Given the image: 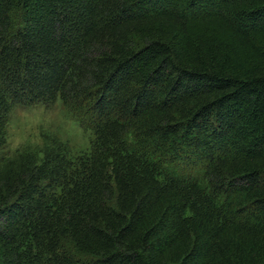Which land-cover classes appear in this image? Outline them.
Here are the masks:
<instances>
[{"label": "trees", "instance_id": "trees-1", "mask_svg": "<svg viewBox=\"0 0 264 264\" xmlns=\"http://www.w3.org/2000/svg\"><path fill=\"white\" fill-rule=\"evenodd\" d=\"M0 264H264V0H0Z\"/></svg>", "mask_w": 264, "mask_h": 264}, {"label": "rangeland", "instance_id": "rangeland-1", "mask_svg": "<svg viewBox=\"0 0 264 264\" xmlns=\"http://www.w3.org/2000/svg\"><path fill=\"white\" fill-rule=\"evenodd\" d=\"M50 138H56L69 148V154L86 152L91 146V130L80 125L58 98L51 105L43 103L16 104L6 125V150L33 151L42 157V149Z\"/></svg>", "mask_w": 264, "mask_h": 264}]
</instances>
